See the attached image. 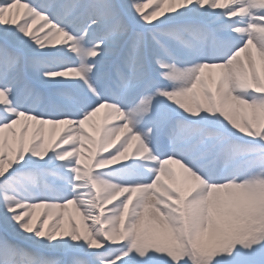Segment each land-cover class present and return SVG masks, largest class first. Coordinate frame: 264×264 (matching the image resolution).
<instances>
[{
	"label": "snow or ice",
	"instance_id": "snow-or-ice-1",
	"mask_svg": "<svg viewBox=\"0 0 264 264\" xmlns=\"http://www.w3.org/2000/svg\"><path fill=\"white\" fill-rule=\"evenodd\" d=\"M0 264H264V0H0Z\"/></svg>",
	"mask_w": 264,
	"mask_h": 264
},
{
	"label": "bare ground",
	"instance_id": "bare-ground-1",
	"mask_svg": "<svg viewBox=\"0 0 264 264\" xmlns=\"http://www.w3.org/2000/svg\"><path fill=\"white\" fill-rule=\"evenodd\" d=\"M38 27V26H37Z\"/></svg>",
	"mask_w": 264,
	"mask_h": 264
}]
</instances>
